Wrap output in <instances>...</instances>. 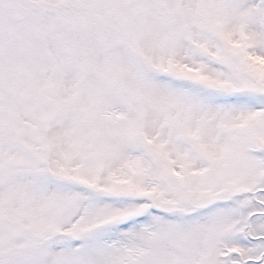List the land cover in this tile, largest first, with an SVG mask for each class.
I'll return each mask as SVG.
<instances>
[{
  "label": "snow or ice",
  "instance_id": "1",
  "mask_svg": "<svg viewBox=\"0 0 264 264\" xmlns=\"http://www.w3.org/2000/svg\"><path fill=\"white\" fill-rule=\"evenodd\" d=\"M0 264H264V0H0Z\"/></svg>",
  "mask_w": 264,
  "mask_h": 264
}]
</instances>
